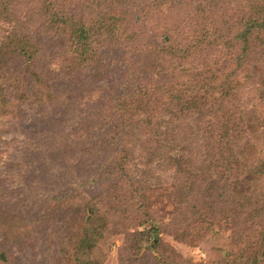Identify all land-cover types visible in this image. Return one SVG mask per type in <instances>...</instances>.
Listing matches in <instances>:
<instances>
[{
    "label": "rangeland",
    "instance_id": "1",
    "mask_svg": "<svg viewBox=\"0 0 264 264\" xmlns=\"http://www.w3.org/2000/svg\"><path fill=\"white\" fill-rule=\"evenodd\" d=\"M212 1L0 0V264H241L264 231V31L246 54L237 35L264 0ZM54 10L122 33L80 64ZM168 37L190 54L151 50Z\"/></svg>",
    "mask_w": 264,
    "mask_h": 264
},
{
    "label": "trees",
    "instance_id": "2",
    "mask_svg": "<svg viewBox=\"0 0 264 264\" xmlns=\"http://www.w3.org/2000/svg\"><path fill=\"white\" fill-rule=\"evenodd\" d=\"M212 1V0H209ZM223 0H213L212 2H220ZM112 2L119 3L120 0H112ZM211 2V3H212ZM210 3V4H211ZM53 4V3H52ZM54 14V18L58 20V24H63L64 27L69 30V37H70V48L65 53H70L71 56L75 59L76 62L80 64H84L85 62H90L92 58H94L96 52L94 51V45L97 42V36L101 34H108V36L111 37H117V35H120L122 33V27L121 24L117 21L119 20L117 13H100V15L96 16L94 18V22L90 24H85L83 21H77L75 18H64L62 15L58 14L56 10L52 11ZM260 31H264V18L263 21L256 19V18H250L247 19L244 22L243 29L238 33L237 38L243 41V53H249V50L251 49L250 41L252 39L251 36L258 35ZM26 35H20L15 34L14 39L16 41V45L14 46L13 56L19 57L21 62L26 65L27 69L31 73L32 79H37L38 81L41 80L40 76L38 75L36 67L29 65L28 61L33 62L37 60L39 54H41V47L34 42H30V39L25 37ZM96 41V42H95ZM210 41L209 36L206 35V37L203 38V41L199 44H205ZM152 51L157 52V54H163L166 53L168 55H177L179 57L182 56H188L191 52L190 47L187 48L178 47L177 43H173L171 39L166 38V43L161 46H153L151 48ZM12 53V52H11ZM34 62V63H35ZM31 64V63H30ZM3 71L0 69L1 75H4L8 72V65H5ZM25 67V68H26ZM7 68V69H6ZM19 72V71H18ZM11 72H8V77L13 78L14 72L10 74ZM11 75V76H10ZM213 81L207 80L204 82L196 83L192 85V89H200L208 90V91H217L220 94H223L224 96H227V94H230L231 87L229 86V83L225 82L223 85L218 87L215 86ZM143 92L141 91V86L136 87V89L133 92V96L135 95H141ZM173 98L177 101L180 100L183 96V93L178 91L171 92ZM187 100V101H186ZM185 106L187 108H191L194 106H197L196 101L190 100V99H184ZM88 214L90 210L93 212L92 207H88ZM203 216L201 215V220L203 221ZM206 229H211V226H206ZM205 229V232L207 230ZM201 231V229H200ZM199 231V232H200ZM86 236L84 237L81 246H86L87 248H91L93 242H95L98 239V234L96 232V229H86L85 231ZM242 241L244 242V250L242 251L245 256L244 259H242L240 262L241 264H264V231L263 230H257L254 234H247L244 237H241ZM251 251V252H250ZM3 258H6L4 256ZM164 260V259H163ZM165 261V260H164ZM81 264H91L90 260L84 261ZM165 264V262L163 263Z\"/></svg>",
    "mask_w": 264,
    "mask_h": 264
}]
</instances>
